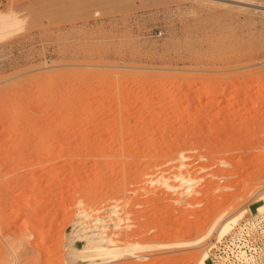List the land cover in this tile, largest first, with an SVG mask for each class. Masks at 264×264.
Listing matches in <instances>:
<instances>
[{
    "label": "rangeland",
    "instance_id": "rangeland-1",
    "mask_svg": "<svg viewBox=\"0 0 264 264\" xmlns=\"http://www.w3.org/2000/svg\"><path fill=\"white\" fill-rule=\"evenodd\" d=\"M4 13L0 264H198L263 202L264 0Z\"/></svg>",
    "mask_w": 264,
    "mask_h": 264
},
{
    "label": "built area",
    "instance_id": "built-area-1",
    "mask_svg": "<svg viewBox=\"0 0 264 264\" xmlns=\"http://www.w3.org/2000/svg\"><path fill=\"white\" fill-rule=\"evenodd\" d=\"M209 264H264V210L242 215L207 248Z\"/></svg>",
    "mask_w": 264,
    "mask_h": 264
},
{
    "label": "bare ground",
    "instance_id": "bare-ground-1",
    "mask_svg": "<svg viewBox=\"0 0 264 264\" xmlns=\"http://www.w3.org/2000/svg\"><path fill=\"white\" fill-rule=\"evenodd\" d=\"M9 3H10V0H9ZM6 5H7V4H6ZM8 5H9V4H8ZM10 5H11V4H10ZM6 7H8V6H5V8H6ZM9 9H10V8H9ZM2 10H3V9H2ZM6 10H7V9H6ZM9 11H10V10H9ZM9 11H8V12H9ZM17 14H18V13H17ZM17 14H16V15H17ZM15 17H16V16H15ZM0 20H1L0 24L2 23V26H5L6 23H7L8 21H10V20H13V18H12L9 14H5V13H4V14H1V15H0ZM13 21H14V20H13ZM8 23H9V22H8ZM10 23H11V22H10ZM262 194H263V193H262ZM260 196H261V197H260L259 199H260L261 201H263V202H262L261 204L258 205V209L261 211V210H264V194H263V195H260ZM257 198H258V195H257L256 199H257ZM259 199H257V200H259ZM246 209H247V207H246ZM27 218H28V217H27ZM232 218H233V216H232ZM227 219L229 220V219H231V218H227ZM227 219H226V220H227ZM237 219H239V217H238ZM237 219H236V217H234V218L232 219L233 221H232V220H231V221H232L233 223H235V221H236ZM224 220H225V219H224ZM226 220L224 221V223L226 222ZM231 221H230V222H231ZM232 222H231V223H232ZM224 223L221 224V227L219 226V228L222 229V230L220 231L221 235L219 234L220 236H222L223 234L227 233V232L229 231V229L231 228V226L233 225V223H232L231 225H230V224H227V223H229V222H227L226 225H225ZM222 225H223V228H222ZM228 226H229V227H228ZM220 229H218V233H219V230H220ZM220 236H219V237H220ZM205 255H206V254H205ZM204 257H205V256H204ZM204 257L201 256V257H200L201 259L199 258L200 260H198V261H199L198 264H206V263H205L206 260L204 261V259H205ZM206 259H207V256H206ZM90 261H91V260H90Z\"/></svg>",
    "mask_w": 264,
    "mask_h": 264
}]
</instances>
